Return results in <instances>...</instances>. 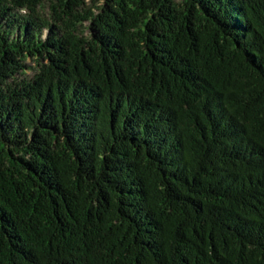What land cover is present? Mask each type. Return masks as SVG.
Segmentation results:
<instances>
[{"label": "trees", "instance_id": "1", "mask_svg": "<svg viewBox=\"0 0 264 264\" xmlns=\"http://www.w3.org/2000/svg\"><path fill=\"white\" fill-rule=\"evenodd\" d=\"M0 264H264V0H0Z\"/></svg>", "mask_w": 264, "mask_h": 264}]
</instances>
